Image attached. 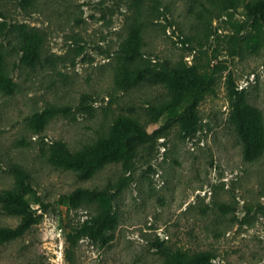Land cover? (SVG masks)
Listing matches in <instances>:
<instances>
[{"label":"rangeland","instance_id":"374dc122","mask_svg":"<svg viewBox=\"0 0 264 264\" xmlns=\"http://www.w3.org/2000/svg\"><path fill=\"white\" fill-rule=\"evenodd\" d=\"M248 1L0 0V70L13 77L0 90V192L23 169L38 199L31 227L0 242V264H163L157 238L213 264H264V146L244 157L232 120L243 95L264 142V15ZM197 88L199 119L184 131L176 117ZM53 105L66 111L39 116ZM119 117L152 134L123 188L121 162L84 177L50 162L56 143L113 142ZM93 189L116 217L105 237ZM19 220L0 203V225Z\"/></svg>","mask_w":264,"mask_h":264},{"label":"trees","instance_id":"16d2710c","mask_svg":"<svg viewBox=\"0 0 264 264\" xmlns=\"http://www.w3.org/2000/svg\"><path fill=\"white\" fill-rule=\"evenodd\" d=\"M245 8L252 15L262 17L264 15V0H251L245 4ZM124 50L125 48L122 47ZM29 56V51H25ZM176 73V70L172 71ZM160 78L164 79V75ZM13 77L0 70V90L7 94L12 93ZM175 84V77L168 80L171 88ZM203 96V89L197 88L191 95L182 113L178 114L176 121L182 130L193 128L198 121L197 101ZM65 106H47L39 114L42 118L53 116L57 113L65 112ZM255 107L240 95L236 106L232 111V120L237 130L240 141L243 143V155L246 158L256 157L263 149L264 142L258 138L256 124L253 119ZM115 128L120 130L116 139L112 142L105 140L96 143L93 146H85L77 152H70L61 143L53 145L49 152V160L56 166L75 168L80 177L89 174L94 168L104 162H121L125 172L117 183V188L121 189L131 180L132 162L138 154L139 145L149 138L152 134L148 133L146 128L134 117H119L115 122ZM159 132L156 130L154 137ZM15 184L11 188L0 192V203L5 211L19 216L20 220L15 226L0 225V242L8 241L21 236L37 220L38 214L36 208L32 206V200L36 197V191L30 181L27 173L23 169L15 171ZM103 190L93 189L87 194L89 200H95L97 203V212L94 215V221L98 224V230L105 237L104 231L114 227L116 217L113 206L108 196L103 195ZM81 189L77 188L68 198L75 200L81 194ZM37 202L38 199H34ZM151 246L162 256L163 264H213L212 255L209 251L190 252L180 248H174L167 244L163 239H155Z\"/></svg>","mask_w":264,"mask_h":264}]
</instances>
